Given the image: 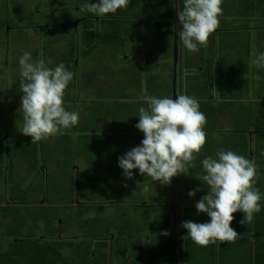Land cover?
I'll list each match as a JSON object with an SVG mask.
<instances>
[{
	"label": "crops",
	"instance_id": "obj_1",
	"mask_svg": "<svg viewBox=\"0 0 264 264\" xmlns=\"http://www.w3.org/2000/svg\"><path fill=\"white\" fill-rule=\"evenodd\" d=\"M0 2L5 17L13 9L32 32L26 37H32L31 45L21 41L14 49H31L34 60L43 57L45 62L48 54L54 56L51 60L63 62L74 73L64 106L80 115L78 126L33 144L21 132L23 119L17 133L0 130V207L75 211V224L72 217L68 222L62 215L55 222L62 228L59 237L93 251L89 260L104 253L103 264H255L258 243L264 240V211L248 225L240 224L242 212L233 213L230 226L239 235L235 242L207 247L197 246L182 224L210 221L195 208L208 191L200 181V160L204 155L215 157L219 150L255 162L259 174L255 187L264 197V69L252 62L253 53L264 52V0H223L219 27L197 53L187 51L179 41L178 12L183 0H131L126 10L106 16L82 10L85 3L98 0ZM233 2L242 15L227 10L225 3ZM247 5L251 9L245 12ZM9 25L8 20L2 21L0 30ZM10 33L6 31L9 48ZM43 37L51 40L42 41ZM12 64L19 67L17 61ZM140 77L144 81L136 88ZM16 90L21 92L20 87L9 90L10 99L21 95ZM178 95L198 100L206 117L201 155L187 174L173 177L169 185L153 180L142 184V189L148 185L147 198H120L138 191V185L122 176L118 149L141 144L144 134L135 125L139 108H147L145 97L175 99ZM11 143L17 146L12 155ZM115 167L124 180L114 175ZM114 176L119 184L110 189L104 184ZM101 177L106 178L100 181ZM79 186L83 196L58 201L62 194L76 196ZM198 188L195 197H189L188 192ZM119 220L123 222L115 228ZM65 223L73 228L63 231ZM88 224L110 227L109 233L96 239ZM165 231L168 235L161 234Z\"/></svg>",
	"mask_w": 264,
	"mask_h": 264
},
{
	"label": "clouds",
	"instance_id": "obj_2",
	"mask_svg": "<svg viewBox=\"0 0 264 264\" xmlns=\"http://www.w3.org/2000/svg\"><path fill=\"white\" fill-rule=\"evenodd\" d=\"M131 0H98L85 3L83 11L96 16L126 10ZM181 2V0H180ZM223 0H183L178 12L182 24L179 41L192 53L207 45L209 36L219 27ZM253 64L264 69V52L253 53ZM20 72L22 133L32 138V144L47 140L63 130L78 126L80 115L64 106L65 90L74 73L63 62L49 67L43 57L33 59L24 51L18 60ZM260 78L259 76L257 77ZM147 108L138 110L135 127L144 134L141 144L118 158L122 176L134 178L138 170L162 185H169L173 177L187 174L189 167L201 155L206 143V117L199 101L189 95L170 97L146 96ZM203 174L200 181L207 186V195L195 203L197 213L210 217L206 223L185 221L182 227L197 245L207 247L218 242H235L238 233L231 227L233 213H243L240 224H251L255 215L264 211L260 190L255 187L259 174L254 161L231 150H219L215 157L204 155L200 160ZM127 186V185H125ZM145 191L148 190L145 186ZM200 189L190 190L195 197ZM162 235L168 233L162 232Z\"/></svg>",
	"mask_w": 264,
	"mask_h": 264
},
{
	"label": "rangeland",
	"instance_id": "obj_3",
	"mask_svg": "<svg viewBox=\"0 0 264 264\" xmlns=\"http://www.w3.org/2000/svg\"><path fill=\"white\" fill-rule=\"evenodd\" d=\"M147 1V0H146ZM14 4V3H12ZM227 4V10L229 12H231L233 15L236 16H240L242 15L241 10L235 6V2H233L232 4ZM225 4L223 5V7L226 8ZM3 3L0 2V23L4 20H8L9 21V26L3 30H0V130H12L13 133H17L20 128H22V119L21 116L19 114L22 113L23 115V111L22 109H20L21 107V97L23 95L22 92H17V94H21V95H14L18 97H15L16 99H10L12 97H10V93L9 90H13V88L17 87L19 88V83L18 82V77H19V67H17L15 64H12L14 61L19 60L20 56H22L24 51H32L31 49L27 50L24 48H21L19 46V49H14L15 48V44H22L21 41L25 42V44L27 45H31V42H33V39L31 36L27 37V34H32V32H29V30L27 29L26 25L28 24L27 21L24 22H20L17 19V15H15L16 12H14L13 9H10V13L8 14V16H4L6 13L3 11L4 7L2 6ZM15 5V4H14ZM250 6L247 5V8L245 10L246 11H250ZM228 12V13H229ZM244 12V13H245ZM11 30V33L9 34V42L11 41V44L14 45L9 48L8 47V37L6 39V31L7 30ZM24 34V35H23ZM54 37V35H53ZM52 37V38H53ZM22 39V40H21ZM51 38L47 37V39L45 37L42 38V41H50ZM160 40V39H159ZM63 38L61 37L60 39V43L63 44ZM143 41V40H142ZM158 41V40H157ZM159 42H155L154 44H158ZM62 44L60 47H62ZM30 46H27L26 48H29ZM59 49V48H58ZM49 55V54H48ZM45 58L46 59V64L51 67V66H57L59 64L58 60H51V59H55L54 56H48ZM35 58V57H34ZM41 58V57H40ZM8 59H10V65L6 66L8 64ZM12 64V65H11ZM142 81H144V79L142 77H140V79L137 81V87L139 86V84L142 83ZM227 81V80H226ZM197 83V82H195ZM222 84H224V81H222ZM151 85V82H150ZM220 85V84H219ZM132 94V93H131ZM132 95H136V92H134V94ZM8 99L12 100V101H8ZM23 117V116H22ZM139 120V119H138ZM236 126V125H234ZM4 146V145H3ZM138 146L137 144L132 145L129 148H127V145L125 146H120V148L118 149V156H122L125 153H127L128 151H130L132 148ZM17 146H15L14 144H10V153L12 155V153L14 152L15 148ZM52 164V162L50 163V165ZM92 166V165H91ZM109 168V167H108ZM116 168V167H115ZM107 170V169H106ZM105 170V172H106ZM134 171V178L130 179V182L135 183L136 185H138V191L136 192V194H134V192H130L127 196L122 194L120 196V198H124V197H136L138 200L142 199V198H147L148 195V191H145L144 189L141 188L142 184H145L147 182H150L152 179L150 177L147 176H142L139 174L138 170H133ZM104 172V173H105ZM120 172L119 167L114 169V175ZM24 175V174H22ZM120 174H118L117 177H119ZM21 177V175H20ZM115 177V176H114ZM111 178V179H106V184L104 185H108V187L110 189L117 187V185L119 184V182L116 180L117 177L115 178ZM121 177V176H120ZM121 181L124 180L123 178H120ZM24 177H22L23 179ZM98 178V177H97ZM106 177H101L100 181H103ZM113 182V183H112ZM118 182V183H117ZM140 185V186H139ZM113 186V187H112ZM148 186V185H147ZM126 188V187H124ZM125 191V189H124ZM130 210V209H129ZM123 211V210H122ZM121 211V212H122ZM19 213H17V217L14 215L12 217H10L7 221V230L8 231H17L19 233L20 236L22 237H27L29 235H35V236H39L40 234L44 233V229H46L47 226L46 222L44 219V217L40 218V220L38 219V215H37V210H35V208H28L21 206V209L18 211ZM57 212L59 214H61L63 217L65 218H69L72 216V221L73 224L76 223L77 217L75 216V211L70 210V209H65V212L63 209H57ZM78 213V211H76ZM127 212V211H126ZM125 212V213H126ZM123 213V212H122ZM139 213V212H137ZM66 220V219H64ZM75 220V221H74ZM23 221L24 222V226H18L17 222ZM71 221L70 218L68 219V222ZM106 222V221H104ZM104 222H101V224H103ZM121 222L123 221H118L117 225H115L114 227L116 228L119 224H121ZM79 223V220H78ZM69 223H65V225L63 226V231H65L67 229V227L69 229L73 228V226L70 224V226H68ZM82 225H84V222H81ZM89 225V224H88ZM105 225V224H104ZM89 230L92 229V225L86 226ZM129 227V226H127ZM123 228H126V226H124ZM64 255H69V256H76L75 253H73V251L70 248H64L63 250ZM73 253V255H72ZM74 258V257H73ZM57 262H61L59 259H57Z\"/></svg>",
	"mask_w": 264,
	"mask_h": 264
},
{
	"label": "trees",
	"instance_id": "obj_4",
	"mask_svg": "<svg viewBox=\"0 0 264 264\" xmlns=\"http://www.w3.org/2000/svg\"><path fill=\"white\" fill-rule=\"evenodd\" d=\"M207 104V103H206ZM205 105V104H204ZM80 183V181H79ZM83 196L81 186L77 189V194L61 195L58 200L61 203H66L75 198ZM19 207H0V264H103L105 261V254L100 255L98 252L97 257L87 259L93 252L90 249H82V243H74L59 237V226L55 225L61 217V214L57 212V208L41 209L37 210L38 219L44 217L46 219V229L44 233L39 236L29 235L22 237L17 231L7 230V221L14 215L17 217L19 213ZM72 217V216H71ZM70 217V218H71ZM164 219L168 218V213L164 212ZM95 224H99L98 222ZM18 226H24V222H17ZM96 226V225H94ZM92 226L90 230L91 236L101 240L104 236L108 235L110 227L102 229L101 224L97 227ZM126 232H120V236H124ZM264 240L260 241L256 250L255 264H264ZM101 245V243H100ZM75 247V248H74ZM70 248L76 256L64 255L63 249ZM74 257V258H73ZM59 259L61 262H57ZM96 261V262H95ZM253 264V263H252Z\"/></svg>",
	"mask_w": 264,
	"mask_h": 264
},
{
	"label": "water",
	"instance_id": "obj_5",
	"mask_svg": "<svg viewBox=\"0 0 264 264\" xmlns=\"http://www.w3.org/2000/svg\"><path fill=\"white\" fill-rule=\"evenodd\" d=\"M173 226L172 222H171V227Z\"/></svg>",
	"mask_w": 264,
	"mask_h": 264
}]
</instances>
